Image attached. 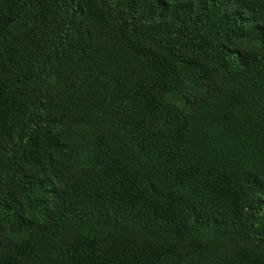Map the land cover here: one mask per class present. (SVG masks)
I'll use <instances>...</instances> for the list:
<instances>
[{
    "label": "trees",
    "instance_id": "16d2710c",
    "mask_svg": "<svg viewBox=\"0 0 264 264\" xmlns=\"http://www.w3.org/2000/svg\"><path fill=\"white\" fill-rule=\"evenodd\" d=\"M0 264H264V0H0Z\"/></svg>",
    "mask_w": 264,
    "mask_h": 264
}]
</instances>
